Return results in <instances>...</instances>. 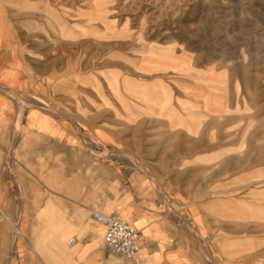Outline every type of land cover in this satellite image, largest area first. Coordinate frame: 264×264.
<instances>
[{
  "label": "rangeland",
  "instance_id": "obj_1",
  "mask_svg": "<svg viewBox=\"0 0 264 264\" xmlns=\"http://www.w3.org/2000/svg\"><path fill=\"white\" fill-rule=\"evenodd\" d=\"M0 30L49 73L7 89L0 111L16 121L4 165L30 164L32 211L43 183L72 195L93 179L98 196L105 168L111 208L138 200L204 226L224 264H264V0H0ZM24 220L17 207L19 254L38 242Z\"/></svg>",
  "mask_w": 264,
  "mask_h": 264
},
{
  "label": "crops",
  "instance_id": "obj_2",
  "mask_svg": "<svg viewBox=\"0 0 264 264\" xmlns=\"http://www.w3.org/2000/svg\"><path fill=\"white\" fill-rule=\"evenodd\" d=\"M16 49L14 38L10 40L0 30V111L1 107L14 105L7 89L20 84L18 88L29 92L34 81H48L49 73L41 68L42 56L29 53L22 57V62ZM15 122V118L0 113V264H224L222 242L207 235L204 226L195 224L193 219L197 217L191 214H185V217L193 221L197 228L195 233L191 228L181 226L173 216L142 211L138 200L111 208L110 200L106 198L110 196L106 184L111 174L109 169H102L104 177L98 196L93 189L96 186L93 179L78 180L73 184L78 189H74L72 195L64 190L49 196L46 184H41L44 188L39 192L36 210L32 211L30 164L21 158L18 165L14 163L8 168L4 165V156L11 148L10 139L15 138ZM38 135L46 138L45 133ZM31 138L29 129L19 136L22 140L19 155L26 154ZM79 158L80 167L84 166L81 167L83 172L96 170V165L88 158L81 155ZM126 191L123 192L125 196ZM17 207L24 222L34 220L31 229L39 234L38 242H29L30 249L25 254H19V248H12ZM111 210L133 220L140 229L141 252L135 259L119 258L105 244V227L97 216ZM71 240H74L73 244H69ZM209 249L210 259L206 255ZM142 255L143 258H139ZM239 260L233 259L232 264H239Z\"/></svg>",
  "mask_w": 264,
  "mask_h": 264
},
{
  "label": "built area",
  "instance_id": "obj_3",
  "mask_svg": "<svg viewBox=\"0 0 264 264\" xmlns=\"http://www.w3.org/2000/svg\"><path fill=\"white\" fill-rule=\"evenodd\" d=\"M98 220L105 226V244L113 252L127 258L135 259L141 252L139 230L117 214L99 215ZM71 240L69 244H73Z\"/></svg>",
  "mask_w": 264,
  "mask_h": 264
},
{
  "label": "bare ground",
  "instance_id": "obj_4",
  "mask_svg": "<svg viewBox=\"0 0 264 264\" xmlns=\"http://www.w3.org/2000/svg\"><path fill=\"white\" fill-rule=\"evenodd\" d=\"M166 103H167V102H166ZM163 106H164V105H163ZM163 106H162V107H163ZM163 111H164V110H162L161 113H162Z\"/></svg>",
  "mask_w": 264,
  "mask_h": 264
}]
</instances>
